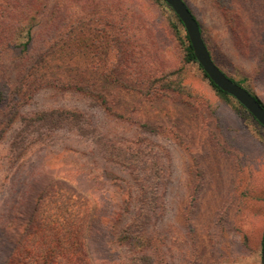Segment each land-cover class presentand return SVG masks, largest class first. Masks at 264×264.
<instances>
[{"label": "rangeland", "instance_id": "1", "mask_svg": "<svg viewBox=\"0 0 264 264\" xmlns=\"http://www.w3.org/2000/svg\"><path fill=\"white\" fill-rule=\"evenodd\" d=\"M183 1L216 65L264 104V0ZM34 27L60 45L56 71L12 73L0 50V260L48 189L50 205H93L92 264H113L106 220L127 204L146 210L155 264H261L264 129L186 62L173 15L157 0H0L1 44L21 50Z\"/></svg>", "mask_w": 264, "mask_h": 264}, {"label": "trees", "instance_id": "2", "mask_svg": "<svg viewBox=\"0 0 264 264\" xmlns=\"http://www.w3.org/2000/svg\"><path fill=\"white\" fill-rule=\"evenodd\" d=\"M157 1L164 6L166 11L173 15L176 23L184 29L169 6H167L163 0ZM30 17V19H35V16ZM37 18L38 16H36V19ZM197 23L199 24L198 21ZM25 34L27 42L21 46V50L18 49L19 45H14L11 42L7 43L5 40L3 44L0 43L1 51H3L1 47H5V49L9 50L13 55L11 60L12 63L10 64V66H12V73L20 74L23 72L32 80H38V78H43V74L56 71L58 69V55L61 50L60 45L57 42L47 41L46 37L41 38L42 34H46L45 30L37 27L29 28L26 30ZM11 37L12 35L8 38ZM183 41L185 43L184 53L186 62L196 64L202 71L194 58L186 33L183 36ZM202 73L217 95L222 98L229 97L216 88L203 71ZM231 80L241 85L240 82H236L233 79ZM52 83H57V87L63 86V82ZM47 84L51 85L49 82ZM68 87L74 86L68 84ZM248 92L264 108L262 101L255 94L250 91ZM242 109L250 116L243 107ZM72 115L65 112L58 120H52V122L62 123L64 120L67 121L72 119ZM50 188L54 189L53 186L49 187V190ZM47 193L48 189L44 191L45 195L36 203L29 217V224L26 231L19 237L13 249L10 250L8 258L6 260H0V264L93 263L88 254L89 241L93 237V235L91 236L92 228L96 225L95 221L91 222L94 210L93 205L87 204V202L86 204H80V206L76 207H64L63 204L60 206L58 204L50 205L49 201H47ZM142 205L143 204H139V207H137L139 213L138 211H134L135 207L129 204L119 207L116 206L113 208L112 215L106 220V230L109 235L108 242L111 246V248L107 250V259L112 258L113 260L110 261L111 263L155 264L152 238L147 237L144 234V229L139 227L142 226L140 215L146 212ZM151 211L152 209H150V213H152ZM143 225H145V223ZM112 252H114L113 256H111ZM120 254H124L125 257L122 259Z\"/></svg>", "mask_w": 264, "mask_h": 264}, {"label": "water", "instance_id": "3", "mask_svg": "<svg viewBox=\"0 0 264 264\" xmlns=\"http://www.w3.org/2000/svg\"><path fill=\"white\" fill-rule=\"evenodd\" d=\"M182 24L192 53L204 74L221 92L234 99L264 129V108L241 85L233 82L213 61L203 39L199 24L183 0H163ZM261 264H264V233Z\"/></svg>", "mask_w": 264, "mask_h": 264}]
</instances>
